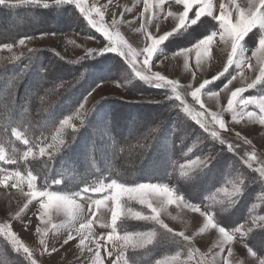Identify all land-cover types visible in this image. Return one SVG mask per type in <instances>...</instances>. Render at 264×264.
<instances>
[{
	"label": "rangeland",
	"instance_id": "374dc122",
	"mask_svg": "<svg viewBox=\"0 0 264 264\" xmlns=\"http://www.w3.org/2000/svg\"><path fill=\"white\" fill-rule=\"evenodd\" d=\"M236 2L243 6L246 0H236ZM152 3L155 5V0H152ZM212 3L215 16L219 15L221 5L228 6L229 0H212ZM85 5L100 7L104 13V26L108 27L110 31H118L133 49L138 52L142 50L144 33L140 30V26L145 20L142 16L144 0H85ZM32 6L34 8L36 5ZM29 7V4L15 8L0 5V14L3 12V15H0V44L11 43L13 45L11 50L0 48V70L11 67L10 72L13 74L18 71L17 64L23 63L24 66H28L36 61L29 69V74L26 75L25 84L21 86L18 92L16 91L20 109L19 116L22 119H29V113L34 112L32 109L36 108L37 98L28 95V93L36 94L37 89L45 83L50 86L51 91L54 90L52 87L56 88L52 94L46 97L54 100V102L60 97L65 99V96H67L65 94L70 88V86L68 88L67 86L70 84H76L72 87L73 92L70 97L72 98L79 93L74 101L65 102L62 101V98L59 100L61 105H57L56 109L61 113L54 117L55 123L48 132L39 134L36 137L33 149L34 155L30 158L44 160L49 159L47 155L49 152L53 158L67 154L68 151L72 154L85 150L91 139V133H87L83 137V134L81 136L79 134L85 128L87 121L88 126H91L92 129H102L101 137L106 138L108 141L106 150L101 145L102 151H104L107 158L110 157V160L112 156L116 155L115 159L118 160L117 164L122 171L127 172L129 166H131L130 168L134 172L143 162L145 171L149 170L148 174H151L143 177L142 174H145V172L142 169L141 177L135 183L167 184L170 189L175 190L177 202L167 205L161 211L160 218L174 232H184L186 236L191 237V240L178 242L175 245L170 244L168 239L174 241L180 237L173 238L169 234L164 236L161 242L150 245L147 249L128 248L121 254L122 242L115 239L112 241L107 240V234L112 231L111 213L114 203L107 201L97 209L93 200L102 199L103 194L90 192L85 194L80 191V195L74 198L82 206V213L75 221L67 223V218L63 214L53 215L49 230L44 235L48 249L44 251L43 246L40 244V235L35 231L37 225L43 226V222L38 219L39 204L36 200L29 202V199L24 195L29 191L26 179L27 173L20 170L18 171L25 178L19 183L18 188L11 187L13 183H17L16 178L9 179L6 182L8 186L0 184V224H10L11 230L33 252V259L36 260L37 264H92L93 254L89 251V248H95L96 239H100L102 245L100 255L104 259V264H112L118 255L121 256L120 264H136L134 257L143 253L145 255L149 254L145 258H153L146 261V263L139 264H156L158 260L166 256L173 257L177 251L180 252V256L176 260H170V264H225L226 258L231 260V264H241V262L243 264H258L257 259L247 253L245 245L252 247L259 257L264 258V243H261L264 241V230L253 224V221L258 223L259 218L264 217V183L261 182L257 171L264 166V126H261L258 120H247V118L236 123L232 120L231 113L224 112L223 118L226 127L220 129L218 125L216 126L220 137L226 141V144L239 145L234 153L229 151L226 144H220L219 140L211 137L210 131L205 132L188 113L183 111V106L175 99V95L170 90L165 91L154 86L153 89L142 88L146 83L135 76L131 70V65L118 54L105 53L104 55L107 58H101L103 55L95 54L89 62L81 60L88 49L99 48L107 41L103 34L92 28L87 23V18L79 14L73 6L70 7L69 11L66 9L64 16L62 13L58 14L59 9L57 6L47 8V10L49 9V15L43 17L40 14L41 17H37L42 20V25L37 28L39 30L34 25L37 22L30 19L32 9ZM169 7V0H165L162 13L153 7L154 15L151 22L146 25L147 31L153 32V34L157 32L162 34L163 31L171 30L175 20L167 15ZM171 10L178 12L183 9L182 6L172 4ZM189 16H192V12L189 13ZM113 17L117 21L115 25L112 24ZM93 18L98 19L95 13H93ZM233 18H235V13H233ZM133 19L135 22H131ZM53 22H59L58 26L60 27L53 24ZM30 23H32V26ZM25 24L28 26H25ZM52 30L53 32H51ZM42 33H48V35L42 36ZM205 34H207L206 30L200 26H194L192 29H186L178 33L161 46V50H158L154 55L151 63L152 72L159 71L168 76L169 79L178 81L185 93L184 99L187 100L188 105L197 111L201 110V107L195 103L188 93L204 79H211L212 76L222 71L227 62V56L230 54V47L219 41L217 37L208 52L203 54L200 65L196 64L195 52L190 54L186 63L183 55L177 54L179 48L190 47L192 43ZM25 36L31 37V39L25 40L23 45L19 44V40ZM247 39V47L251 49L254 45L253 37L250 36ZM29 49L35 51L30 53ZM56 53H59V56ZM14 56L20 57V59L16 60L13 58ZM129 56H131V53ZM246 56L251 57V52H246ZM137 59L142 61L143 57L138 56ZM39 60L42 64L39 63ZM250 62L254 65L253 68H248L247 63L243 68L236 65L231 66L228 73H225L224 76L213 81L206 86L205 90H202L204 109L207 110L206 115L212 111H218L220 106H226L231 90L246 86L247 82L259 75L260 65L257 63L256 58L251 57ZM84 69L88 70L87 74ZM241 71L244 74V79L239 74ZM193 73L195 79H193ZM42 74L44 76L39 81L38 77ZM10 76L11 74L0 88L4 98L11 94L8 91ZM232 76H236V79L225 89L224 85ZM102 79V83L97 87V83ZM146 86L150 85L146 84ZM83 87L85 88L83 89ZM64 89L67 91H64ZM211 91L219 93V103L216 98L208 96L207 93ZM259 92L260 87L258 86L257 89L249 90L244 95H255ZM57 97L59 98L57 99ZM169 97L171 98L169 99ZM81 104L84 105L83 108L80 107ZM249 110L255 109L250 107ZM64 117H71L69 126H65L57 134L56 129L59 128V122ZM128 125L132 127L133 134L129 137L130 139L125 134L126 132L124 133V128ZM72 126H74L75 131ZM153 129H155L154 132ZM115 130L117 131L116 135H114ZM237 132L241 134V137H247L251 140L252 145L244 144L243 140L236 136ZM149 133H151L149 139L144 140L143 137ZM80 137L82 138L80 139ZM118 143L121 144L119 146L120 150L118 149ZM71 144L73 145L69 146ZM42 146L46 150L44 157L39 155V148ZM252 146L255 147L259 159L250 160L252 167L249 168L244 160L250 159L249 151ZM120 157L124 160L126 157L129 158L122 161V159H119ZM197 157L201 161L210 158V164L207 166H193L186 170V175H181V165L187 164L190 160H196ZM4 169L7 171H3ZM14 171H17V169L13 168L11 163L0 161V180ZM130 173L132 175V172ZM130 173H125V177H130ZM154 174L160 175L156 179ZM163 175L166 179L161 177ZM213 176L215 177L212 178ZM252 177L256 178L255 182H250ZM239 179H243L247 185L244 190V193H247L245 199L241 201L238 198L232 204L222 208L220 202L222 194H219L217 189L231 188ZM49 190L58 191L51 188ZM181 196L183 199H179ZM25 204L28 205L27 208L24 207ZM192 204H198L202 212L210 211L216 216L218 222H221L229 231L232 228L243 226L242 231L247 232V235L241 237L237 233L232 244L233 255L230 258L227 257L226 247L223 250L217 247L219 234L215 229L200 232L204 218L199 213L192 211L190 207ZM153 206L157 207L158 201H153ZM127 207L145 214H151L146 206L140 205L135 200L127 201ZM236 207L238 208L234 209ZM90 208L95 211V215L89 210ZM17 212H20L19 216L16 215ZM89 220L92 221L91 229L85 230L83 233L88 235L89 239L85 241V246L82 247L79 244L81 235H78L77 231L81 223H87ZM121 222L123 228L129 232H148L154 227L157 229L158 234L161 232V229L151 221L144 222L133 219L126 208L122 209L118 224ZM52 225H60V227L53 228ZM69 234L72 235L73 239L68 240ZM66 240H68L67 243H65ZM180 241H182V238H180ZM109 251L112 252V256H108ZM3 256H5L3 259L5 264H24L18 255L17 258L8 255Z\"/></svg>",
	"mask_w": 264,
	"mask_h": 264
},
{
	"label": "snow or ice",
	"instance_id": "6c2138e0",
	"mask_svg": "<svg viewBox=\"0 0 264 264\" xmlns=\"http://www.w3.org/2000/svg\"><path fill=\"white\" fill-rule=\"evenodd\" d=\"M36 5L42 8H55L59 5H72L74 9L78 10L79 14L87 18V23L94 29H97L106 38V43L96 49H88L85 57H81V60L86 59L94 54L104 55L105 53L118 54L120 57L127 60L128 64L131 65V70L140 81L145 82L150 86H154L162 90H170L174 95L175 99L179 101L180 105L183 106V111L188 113L205 132H209L211 137L219 140L220 144H226V141L220 137V133L216 126L218 125L220 129L226 127V122L223 118V113H231L232 120L239 123L242 120H258L261 126H264V0H246V3L241 6L236 0H229L228 6L221 5L219 10V15L214 16V5L212 0H169V11L168 16H171L175 20L174 26H172L170 31H163L162 34L157 32L147 31L146 25H148L152 17L153 7L156 8L158 12H163L165 0H155V5H153L152 0H144V11L142 16L145 18L144 23L141 24L140 30L144 33V46L139 52L133 49L131 45L120 35L118 31H110L108 27L104 26L103 16L104 13L100 7L86 6L85 0H0V5L9 8L19 7L20 5ZM182 6V11H172L171 5ZM192 12V16L189 13ZM93 13H95L98 19L93 18ZM233 13H235V18H233ZM117 23L115 17L112 19V24ZM194 26H200L204 28L207 34L203 35L201 38L197 39L190 47H182L178 50V55H183L185 62L190 57V54L195 52L196 64L200 65L201 58L204 53H207L210 46L212 45L215 38L218 37L219 41H222L226 46L230 47V54L227 56V62L217 75L211 77V79H204L198 86L192 88L190 91V96L199 104L201 110L197 111L188 105L187 100L184 99V91L182 86L177 80L169 79L168 76L163 75L161 72L151 71V63L154 55L161 50V46L164 45L171 37L183 32L186 29H192ZM218 26V27H217ZM215 29V30H213ZM42 36L48 35V33H42ZM54 35V33H53ZM252 36L254 40V45L251 49L247 47L248 37ZM31 37L25 36L19 40V44H25V40H30ZM0 48L11 50L13 45L11 43H2ZM35 50L29 49L30 53ZM251 52V57H255L257 63L260 65L259 75L251 79L250 82L246 83L244 87H236L234 90L230 91V95L227 99L226 106H220L218 111H212L206 115L207 110L204 109L202 101V90L206 89V86L210 85L213 81L224 76L228 73L231 66H238L243 68L245 63H247L248 68H253L254 65L250 62L251 57L246 56V52ZM131 53V56L129 54ZM59 56V53H56ZM142 56V61H138L137 57ZM19 60L20 57H13ZM31 59V58H29ZM27 67V66H25ZM240 76L244 79V74L241 71ZM193 79H195V74L193 73ZM236 79V76H232L224 88L227 89L228 85ZM103 79L97 83V87L100 86ZM260 87V92L255 95H244V93L249 90L257 89ZM191 87V86H189ZM210 98H216L219 103V93L216 91H211L207 93ZM91 95V93H89ZM171 97H169L170 99ZM81 108L84 107L83 104L80 105ZM250 107L255 110H249ZM79 114V113H77ZM210 116V119H209ZM239 118V119H238ZM83 120V116L81 115ZM71 117H64L63 120L59 122V128L56 129L57 134L65 126H69V121ZM73 130L75 131L74 126ZM12 135L16 140L22 141L23 145L26 146V150L22 152V155L17 153L16 149H12L11 153L6 152L3 143H0V161H7L11 164H16L18 160L27 161L30 157L34 155V145L30 142L24 131L19 128H12ZM153 132L155 129L152 130ZM151 133L146 134L143 139H149ZM236 136L241 138L246 145H252V141L247 139V137H241L239 132ZM63 143V141H61ZM147 147V145H145ZM226 147L229 151L233 153L239 147V145H234L232 143H227ZM39 155L44 157L46 155L45 147L39 148ZM49 159L52 158V154L47 153ZM250 159H245L244 163L251 168L252 165L250 160H258L259 156L254 146L250 148L249 151ZM210 164V158H206L201 161L199 157L196 160H190L187 164L181 165V175L187 174V169L193 166H207ZM3 171H7L4 169ZM259 178L262 183H264V166L260 167L258 170ZM16 178L17 183H13L11 187L18 188L19 183L25 178L20 171H14L8 175H5L0 184L7 185L9 179ZM27 184L29 191L24 193V195L29 199V202L36 200L39 204V216L38 219L43 222V226L37 225L35 231L40 235V244L43 246L44 251H47V244L44 240V235L49 230V225L52 223V216L56 214H63L67 218V222L75 221L77 217L82 213V206L77 202L74 197H78L80 192L69 193L62 191H50L48 183L45 182L37 188L36 181L37 176L33 175L31 171L27 173ZM256 178L252 177L250 182H255ZM52 184L60 185L62 181L60 179H53ZM247 187L243 179H239L231 188L223 187L217 189V192L221 195V207H225L228 204H232L238 198L244 194V190ZM21 191H23L21 189ZM82 191L85 194H103L102 199L93 200V203L98 209L100 205L105 204L107 201H112L114 207L111 213V228L112 231L107 234V240H117L122 242L121 254L128 248L132 249H147L150 245L161 242L164 236L171 234L173 238L180 237L182 241H190L191 237L186 236L184 232L176 233L171 229L164 221L160 218L161 211H163L167 205L175 204L177 198L175 197V190L170 189L167 184H154V183H122L118 182L117 179H110V182L103 183L100 182L95 186H85ZM183 199V197H179ZM135 200L140 205L146 206L150 210L151 214H145L141 211H135L130 207H127V201ZM153 201H158V206H153ZM28 207L27 204L24 206ZM191 209L193 212L199 213L204 218L203 227L200 228V232L203 233L209 229H215L219 234V243L217 247L222 250L227 248V257L230 258L233 255L232 244L236 239L237 233L241 237L246 236L247 232L242 231V225L239 227L232 228L229 231L228 228L218 222L215 215L210 211H201L198 204H192ZM127 209V212L131 214V217L138 221L153 222L155 225L161 229L158 234L157 229L154 227L148 232H129L123 228V223L118 224V220L121 219L122 209ZM92 214L95 215V211L91 208ZM17 216L20 212L16 213ZM253 224L261 230H264V217L259 218V222L253 221ZM92 226V221L89 220L87 223H81L80 228L77 231L78 235H81L79 240L80 246H85V241L89 239V236L83 234L85 230H90ZM53 228H59L60 225H52ZM123 233L122 235L120 233ZM0 236H3L8 241H10L11 246L14 248L16 253L25 254L31 261V264H37L36 260L33 259V252L28 246H26L18 237L17 234L11 230L10 224H0ZM73 239L72 235L69 234L68 240ZM65 241V243L68 242ZM261 243H264L262 241ZM102 247L100 239L95 240V248H89V251L93 254L92 264H104V259L100 255V248ZM247 253L257 259L258 264H264V258L257 255V252L253 250L252 247L245 245ZM55 251V249H53ZM190 255V253H189ZM108 256H112V252H108ZM180 256V252L177 251L173 257H164L158 260L156 264H170V260H176ZM121 256L118 255L116 260L112 264H120ZM225 264H231V260H225ZM243 264V262H241Z\"/></svg>",
	"mask_w": 264,
	"mask_h": 264
},
{
	"label": "trees",
	"instance_id": "16d2710c",
	"mask_svg": "<svg viewBox=\"0 0 264 264\" xmlns=\"http://www.w3.org/2000/svg\"><path fill=\"white\" fill-rule=\"evenodd\" d=\"M70 7L72 8L71 5H67V6L59 5L57 6V8L59 9V11L57 12L63 13L66 9H68L69 11L71 9ZM35 9L40 11L42 8L35 7ZM32 10L34 11V12L31 11L32 14H30V19H32V21L36 20L35 15L40 12H42L41 14L43 15V17L48 14V12H46V15H44V12L47 9H42L44 11H40V12L38 11L36 12V10H34L33 8ZM47 11H49V9ZM92 57L94 56L92 55L90 57H87L84 60L89 62ZM102 57L107 58L106 55L101 56V58ZM33 63L35 64L36 61L30 63L27 67H25L23 63L17 64L16 66H17L18 71H15V73L13 74L10 72L12 69L11 67L10 68L8 67L4 70L3 69L0 70V88L6 82L7 77L11 74L8 80V83H9L8 91L11 94H9V96L4 98V96H2L1 94V89H0V143L4 144L6 152L8 153H11L12 149H16L17 153L22 155V152L26 150V146L23 145L22 141L16 140L15 137L12 135V131H11L12 128H19L21 131H24L27 137L29 138L30 142L34 145V143L36 142V137L39 134H45V132H48L53 126V124L55 123L54 117L55 116L57 117V115L61 113V112H58V110L56 109L57 108L56 106L61 105V102L59 103V100L62 97L60 98L57 97V99L58 98L59 99L55 102L52 99H47L46 97L52 94L56 88L52 87V89L54 90L51 91L50 86L45 83L42 87L40 88L38 87L39 89L35 88L37 89L36 94H33L31 92L28 93V95H31V96L33 95L34 97L37 98L36 108L34 107L32 109L34 110V112L31 111V113H29V119H25V118L22 119L19 116L20 109H19V104H18L19 102L17 101V97H16L17 95L16 91L18 92L21 89V86L25 84L24 81L27 78L26 75H28L27 73L29 72V69L31 68ZM86 69H88V67H86ZM86 69H84V71L88 72L89 69L88 70ZM21 72L23 75L21 74ZM42 76H44V74L38 77L39 81L41 80ZM75 85L73 84L68 85L67 88L70 86L68 91L64 89V91H67L65 95H67L68 98L67 96H65V99L62 98V101L69 102V100L74 101L77 99L79 93L74 95L72 98L70 97V95L73 92L72 87ZM142 87L144 89L154 88L153 86H146V84H144ZM84 127L85 128L82 131L80 130L81 131V133L79 134L80 136L83 133L84 134L82 135V137L87 133H91L90 134L91 139L89 140V143L86 146L87 148L85 150L81 152H74L72 154L68 151L67 154H62L58 157H53L51 159L34 160L32 158H29L27 161L18 160L16 164H11V165L13 166V168H16L17 170H20L24 173H28L29 171H31L33 175H36L38 188L40 187L41 184L47 182L49 188H51L52 190H58L62 192L66 191L69 193H76L80 191L83 192L82 189L85 186H88V187L95 186V185H98L100 182L108 183L110 182V179H117L118 182H122V183H132V182L135 183L137 179L141 177L142 169H143V172H145V174H142L143 177L146 175L150 176L151 173L148 174L149 170L145 171V165H143V162L137 167V170H135L134 172L130 168L131 166H129V169L127 172L122 171L119 165L117 164L118 160L115 159L116 155L112 156L110 160V157L107 158L105 156L104 151H102L101 145H103L104 149L106 150V146L108 142L106 138L101 137L102 129L98 128V130L96 129L94 130L92 129L91 126H90L91 129H90L87 124V121ZM114 133L113 134L116 135L117 131L115 130ZM124 133L127 135L128 138L131 137L133 135L132 127H130V125L126 126L124 128ZM82 137H80V139ZM116 137L118 138L119 136H116ZM96 138L98 139V141ZM72 145L73 144L69 146H72ZM120 145L121 144L118 143L119 150L121 149L119 148ZM117 155H118V152H117ZM128 158L129 157H126L125 160ZM119 159H122V161H125L124 158L120 157ZM130 172H132V175ZM125 173H128V174L130 173L131 176L125 177ZM159 175L160 174H158V176ZM158 176L157 174L156 175L154 174V178L157 179ZM161 177L163 179H166L164 175ZM214 177L215 176H213L212 178ZM53 179H60L62 183L60 185L52 184L51 181ZM246 194L247 193H244L242 197H240L241 201L245 199ZM237 208L238 207L234 209H237ZM168 240H169L168 243L174 244V245L180 242V238L176 239L178 241L176 240L173 241L171 239H168ZM149 253H152V252H149ZM3 255L12 256L15 258H17V255H18L20 256L24 264H31V261L28 259V257L25 254H23L22 252L16 253L14 248L9 243V241H7L4 237L0 236V263L5 264L3 260L5 256ZM148 255L149 254L145 255L143 253V254H139L138 256L134 257L135 263L139 264L143 262L146 263V261L148 260L150 261L153 257L152 258L150 257L149 259L145 258Z\"/></svg>",
	"mask_w": 264,
	"mask_h": 264
},
{
	"label": "bare ground",
	"instance_id": "6f19581e",
	"mask_svg": "<svg viewBox=\"0 0 264 264\" xmlns=\"http://www.w3.org/2000/svg\"><path fill=\"white\" fill-rule=\"evenodd\" d=\"M4 7H5V6H4ZM23 7H24V6H23ZM27 7H28V6H27ZM35 7H36V6H34V8H35ZM29 8L32 9L33 6L31 7V5H30ZM34 8H33V9H34ZM63 8H64V7H63ZM63 8H62V9H63ZM4 9H5V8H4ZM22 9H25V8H22ZM22 9H21V10H22ZM27 9H28V8H27ZM27 9H26V11H27ZM31 9H30V10H31ZM18 10H19V8H18ZM34 10H36V9H34ZM64 10H65V9H64ZM4 11H6V10H4ZM31 11H33V10H31ZM37 11L40 12V11H44V10L41 9L40 11H39V10H36V12H37ZM50 11H51V10H50ZM60 11H61V10H60ZM33 12H34V11H33ZM47 12H48V11H47ZM64 12H66V10H65ZM64 12H63V13H64ZM2 13H3V12H1V14H2ZM4 13H5V12H4ZM30 13H32V12H30ZM41 13H42V12L36 14L37 16L35 15V17H36V20H35V21H36L37 24H38V25H37V24H34V25L37 26V27L35 26L36 29L39 28L40 25H42V20L37 18V17H41V16H40ZM60 13H62V12H60ZM60 13H58V14H60ZM63 13H62V15L64 16L65 13H64V14H63ZM1 14H0V15H1ZM28 14H29V12H28ZM28 14H27V15H28ZM50 14H51V13H50ZM2 15H3V14H2ZM27 15H26V16H27ZM45 15H46V14H45ZM47 15H49V14H47ZM67 15H68V14H67ZM55 16H56V15H55ZM2 17H4V16H2ZM27 17H29V16H27ZM27 17H26V18H27ZM31 17H32V16H31ZM33 17H34V16H33ZM35 17H34V18H35ZM44 17H46V16H44ZM51 17H52V16H51ZM58 17H59V15H58ZM58 17H57V18H58ZM4 18H5V17H4ZM49 18H50V17H49ZM62 18H64V17H62ZM24 19H25V18H24ZM47 19H48V18H47ZM55 19H56V18H55ZM55 19H54V20H55ZM60 19H61V18H60ZM66 19H67V18H66ZM66 19H65V20H66ZM69 19H70V17H69ZM27 20H28V19H27ZM31 20H32V19H31ZM54 20H53V21H54ZM60 21H62V20H60ZM29 22H30V21H29ZM36 22H35V23H36ZM64 22H65V21H64ZM64 22H63V24H64ZM69 22H70V21H69ZM25 23H26V22H25ZM47 23H48V22H47ZM50 23H51V22H50ZM50 23H49V24H50ZM58 23H59V22H56V23L53 22V24H57V26H58ZM23 24H24V22L22 23V27H23ZM30 24H31V26H32V23H30ZM30 24H29V25H30ZM51 25H52V24H51ZM65 25H66V23H65ZM65 25H64V26H65ZM25 26H28V25L25 24ZM38 26H39V27H38ZM43 26H44V25H43ZM49 27H50V26H49ZM49 27H48V29H49ZM51 27H52V26H51ZM58 27H60V26H58ZM28 28L30 29V26H29ZM44 28H46V27L44 26ZM44 28H43V29H44ZM62 28H63V27H62ZM62 28H61V29H62ZM25 29H26V27H25ZM52 29H53V28H52ZM59 29H60V28H59ZM63 29H65V28H63ZM26 30H27V29H26ZM37 30H39V29H37ZM37 30H36V31H37ZM200 30H201V29H200ZM32 31H33V30H32ZM34 31H35V30H34ZM57 31H58V30H57ZM29 32H30V31H29ZM42 32H43V31H42ZM51 32H53V30H52ZM196 32H197V31H196ZM196 34H197V33H196ZM41 51H42V50H41ZM38 55H39V54H38ZM41 57H42V56H41ZM102 58H105V57H102ZM32 59H33V58H32ZM41 59H43V58H41ZM37 60H38V59H37ZM44 61H45V60H44ZM63 61H64V60H63ZM96 61H97V60H96ZM80 62H81V61H80ZM83 62H84V61H83ZM91 62H92V61H91ZM97 62H98V61H97ZM39 63L42 64L41 60H39ZM70 63H71V62H70ZM69 65H71V64H69ZM73 65H74V64H73ZM73 65H71V66H73ZM65 66H66V65H65ZM74 66H75V65H74ZM79 67H80V66H79ZM69 68H70V67H69ZM82 68H83V67H82ZM110 68H111V67H110ZM64 69H65V68H64ZM88 69H89V68H88ZM111 69H112V68H111ZM75 70H76V69H75ZM109 70H110V69H109ZM79 71H80V70H79ZM79 71H78V72H79ZM59 72H60V71H59ZM61 72H62V71H61ZM69 72H70V71H69ZM69 72H68V73H69ZM82 72H84V71H82ZM86 72H87V71H86ZM89 72H90V71H89ZM57 73H58V72H57ZM28 74H29V73H28ZM86 74H87V73H86ZM39 75H40V74H39ZM61 75H63V74H61ZM76 75H78V74H76ZM73 76H74V75H73ZM84 76H85V75H84ZM94 76H95V75H94ZM86 77H87V76H86ZM100 77H101V75H100ZM81 79H82V78H81ZM104 79H105V78H104ZM1 80H2V79H1ZM86 80H87V79H86ZM80 82H81V81H80ZM87 82H89V81H87ZM94 82H95V81H94ZM77 83H78V82H77ZM84 83H86V82H84ZM90 84H92V83H90ZM90 86H91V85H90ZM88 87H89V86H88ZM92 87H93V86H92ZM84 88H85V87H83V89H84ZM142 88H143V87H142ZM146 103H147V102H146ZM159 103H160V102H159ZM96 107H97V106H96ZM141 107H142V106H141ZM164 108H165V107H164ZM169 108H170V107H169ZM111 109H112V108H111ZM153 109H154V108H153ZM145 110H147V109H145ZM112 111H113V110H112ZM153 112H154V111H153ZM155 113H156V112H155ZM95 115H96V114H95ZM140 115H141V114H140ZM94 117H95V116H94ZM154 117H155V116H154ZM154 117H153V118H154ZM110 118H111V117H110ZM156 118H157V117H156ZM89 119H90V118H89ZM159 119H161V118H159ZM90 120H91V119H90ZM150 120H151V119H150ZM94 121H95V120H94ZM160 121H161V120H160ZM89 122H90V121H89ZM102 122H103V121H102ZM149 122H150V121H149ZM144 123H145V122H144ZM146 123H147V122H146ZM142 126H143V125H142ZM148 127H149V126H148ZM89 128L91 129V127H89ZM138 130H139V129H138ZM90 131H91V130H90ZM83 134H84V133H83ZM92 134H93V133H92ZM84 136H85V135H84ZM166 156H167V155H166ZM159 167H160V166H159Z\"/></svg>",
	"mask_w": 264,
	"mask_h": 264
},
{
	"label": "crops",
	"instance_id": "0c3cea01",
	"mask_svg": "<svg viewBox=\"0 0 264 264\" xmlns=\"http://www.w3.org/2000/svg\"><path fill=\"white\" fill-rule=\"evenodd\" d=\"M132 21H133V22H135V21H134V19H133V20H131V22H132Z\"/></svg>",
	"mask_w": 264,
	"mask_h": 264
}]
</instances>
